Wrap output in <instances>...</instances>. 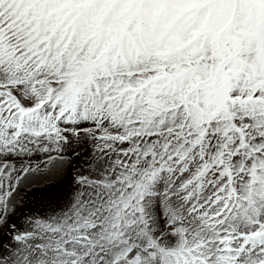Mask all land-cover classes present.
Here are the masks:
<instances>
[{"label":"snow or ice","instance_id":"obj_1","mask_svg":"<svg viewBox=\"0 0 264 264\" xmlns=\"http://www.w3.org/2000/svg\"><path fill=\"white\" fill-rule=\"evenodd\" d=\"M0 264H264V0H0Z\"/></svg>","mask_w":264,"mask_h":264}]
</instances>
